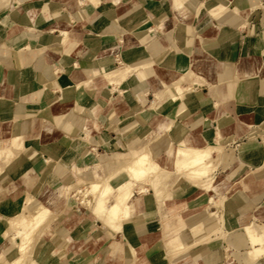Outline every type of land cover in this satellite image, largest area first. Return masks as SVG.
<instances>
[{
  "label": "crops",
  "instance_id": "0c3cea01",
  "mask_svg": "<svg viewBox=\"0 0 264 264\" xmlns=\"http://www.w3.org/2000/svg\"><path fill=\"white\" fill-rule=\"evenodd\" d=\"M84 1L81 5L79 0H0V159L12 154L3 147L8 140L16 139L21 150L42 130L57 131L56 138L43 143L64 137L67 127L59 123L66 120L72 125L70 134L86 128L88 135L75 138L77 158L71 166L61 165L44 176L43 183L55 195L64 197L66 182L80 174L114 173L144 144H149L170 174L160 190L153 188L159 180L130 179L127 217L118 213L114 219L102 220L88 206L71 199L67 204H52L56 213L40 197L34 198L27 210L42 208L47 213L39 227L46 251L41 261H47L51 251L57 257L55 264H129L135 258L139 264L141 258V264H264V254L261 259L244 253L260 247L254 236L264 225V0H178L190 8L179 14L177 0H99L97 5ZM256 4H261L258 14L246 19L240 9ZM225 5L240 11L224 19L213 17ZM62 29L66 36L59 33ZM35 40L38 47L19 50ZM122 63H134L138 70L113 89L102 73ZM54 66L62 69L55 71ZM173 80L199 81L198 90L193 94L185 90L174 105V122L153 111L140 112L150 107L155 92L164 90L162 81ZM52 81L58 90L49 86ZM76 82H81L89 97L86 103L73 97L65 104L47 105V94H60V87ZM217 133L223 148L214 168L219 180L214 176L211 181L193 182L176 171L178 143L204 147ZM157 134L163 137L154 140ZM95 148L105 158L87 162L86 154ZM44 155L41 149L33 152L24 173L29 185L37 181ZM53 155L56 160L63 158L60 149ZM11 177L0 173L4 218L22 211L8 215V202L17 203L26 192L19 177ZM122 178L112 179L107 204L112 195L126 190L119 187ZM230 183L235 186L228 195L232 206L219 208L213 201L225 196ZM207 191L212 194L204 198ZM208 207L216 224L211 231L199 233L205 225L198 220ZM228 212L224 229L242 235L235 246L225 239V230L213 233ZM182 226L191 237H184ZM175 231L180 232L176 237L182 243L213 234L190 251L197 241L184 250L176 249L171 257L163 247L155 250ZM134 240L131 252L128 243ZM151 250L155 251L149 254ZM238 252L240 259L231 256ZM14 253V246L0 231V264Z\"/></svg>",
  "mask_w": 264,
  "mask_h": 264
},
{
  "label": "bare ground",
  "instance_id": "6f19581e",
  "mask_svg": "<svg viewBox=\"0 0 264 264\" xmlns=\"http://www.w3.org/2000/svg\"><path fill=\"white\" fill-rule=\"evenodd\" d=\"M91 1L96 5L100 2L99 0H91ZM84 2H85L84 0H79V3L81 5ZM258 7H259V4H256V5L248 6L247 8H244V9H240L241 10L240 11L237 6H235L234 8L231 9L225 5L224 8H222L218 12L214 13L213 17H215L217 19H224L227 16H229L232 12L239 13V11H240L243 13V16L246 19H248L249 15L251 13L257 14L256 9ZM189 9L190 8L188 7L187 3L180 2L177 0V2H176L177 14L181 13L183 10L187 11ZM243 24H244V22L242 23V25ZM59 33L62 36H66L68 34V32L66 30H63V29ZM38 45H39L38 41L35 40L30 44L24 45L19 50H29L32 47H36V46L38 47ZM124 68L126 69L125 72L121 73V75L116 80H112L109 82L110 84H112L113 87L120 88L119 85H120L121 80L124 79L129 73L133 74L132 72H134L135 70H138L136 64H134V63L133 64H124V63H122L121 66L115 68L114 70H111V71L106 72V73H102V76L104 77L106 74H115L117 72L123 71L122 69H124ZM263 68H264V64H263ZM61 69H62L61 66H54L55 71L61 70ZM200 81H203V78H202V80L200 78ZM48 83L49 82H47V84ZM197 83H199V81H197V80L194 83L175 82L174 80L169 81V82L168 81H162L161 84L166 85V87L160 93H156L154 91L155 93L152 95L153 96V99H152L153 106L151 107V109L154 112H156V114H160V115L166 116L168 118H171L172 122H174L173 121L175 118L174 105L176 104V102L178 101V99L181 97L182 93L185 90L190 91L192 94L194 91L198 90L197 89ZM50 85L55 86L56 81H54V82L52 81L50 83ZM45 86H46V84H45ZM71 86H76V88L79 89L78 94H77L78 95L77 101L82 102V103H86V101L88 100L89 97H88L87 93L84 91V89L81 87V82H76L75 84L65 86L66 89H64V91L62 90V92L60 94H56V95L47 94L46 95V101H56V99L59 98V96H62V98L68 97L65 94L70 92V90L68 88ZM173 91H176L177 93H174ZM121 92H122V90H121ZM63 95L66 97H64ZM165 98L167 100L165 102L159 104ZM147 109L148 108H142L140 112H146L147 113L148 112ZM139 117H140V115H139ZM140 118H142V117H140ZM129 128H134V126H131ZM168 128H170V127L168 126ZM161 135L162 134L155 135L154 140L160 139L161 137H163V135L162 136ZM213 138L211 141L206 143V145L204 147H197L195 145H186V144H181V143L177 144L176 143L177 148L175 151L174 166H173V167H175L176 171L181 173L187 180H190L193 182H198V180H200V179H206V180L211 181L214 178V172H213V169L211 167H214V166H216V164H218L219 158L223 154V150H222L223 148L220 145L219 134L217 133L216 136ZM9 143H10V141H9ZM104 144L105 143H103L102 145L105 146ZM7 145H9V144H7ZM10 145H11V143H10ZM108 148H110V147H108ZM11 149L16 150L17 148H14V149L11 148ZM37 149H38V138L35 139L32 142V144H30V146L23 148V151L21 149L20 150L21 152H18L19 149H17L18 150V151L16 150L17 154L14 155L15 158H5V160L8 161V163H6L5 160L4 161L8 165L0 166V173L1 172H7L9 174V176H12L13 178L19 177L18 181H20L21 184L26 186V192H25L24 196L20 199V200H22V202H24V204L23 203L22 204L26 208L23 211L21 221L18 219V221L20 222L17 225L19 229L16 230V235H15L16 238H18L22 243L21 242H20L21 244L19 243V245H21V246H20L18 253L15 252L16 254H14L8 260H2L3 264H55V262L57 260V257L51 251L48 252L49 259L47 261H38V260L33 259L34 256L37 257L36 255L42 251L43 244H41V243L38 245L35 253H32L31 250L29 249V246H31V245H29L30 241H33L32 243H35L34 240H36V239L32 238V235L34 236L33 232H37L38 236L40 235L39 227L41 226V224H43L44 220L47 217V213L43 212L42 208H37L36 210H33V211L27 210V207L32 206V202L34 201V200H31L29 190L32 189L34 192H37V194H38V192L42 189V186L44 184L43 183L44 176H46L49 173V172H47V170H48L47 169L48 168L47 167L48 156L44 155L41 157V160L39 161V164H41L40 165L41 168H40V175H39L37 181L33 185H29L25 181V179H24L25 170L32 163V154ZM133 150H134V148H133ZM16 151L14 153H16ZM100 154L101 153H98V155H100ZM159 158L150 146H145L140 152L134 154L133 156L128 157L127 159H124V162H122L120 164V166L116 169V171H113L114 173H106L98 179H91V178L84 176L83 178L80 179L79 182H76V183L71 185V187L68 189V193H67L66 198L64 200H61L60 202H61V204H65V203L67 204V202L70 199L73 201L81 202V203L85 204L86 206H88L98 216V218H100L102 220H104L105 218L114 219L118 216L117 215L118 213L121 214V217H127L129 215V212L131 209V206L128 204V201L130 200L132 190L126 189V187L129 184L130 179L134 180V181L159 180L158 183H163L166 179L169 178L170 173L165 171L166 170L165 167H164L165 168V170H164L160 166V161H159L160 159ZM21 161L23 162V164L24 163L25 164H24V167L21 168V170L19 171L17 168H18L19 162H21ZM162 161H163V159H162ZM170 171H172V170H170ZM118 175H119V178H120V175H121V178H122V176H125L124 178L121 179V184L119 187H120V189H126V190H123L121 192H118V193L112 195L113 199L111 201V204H107V200H108V197L110 195V190L112 188V185H111V182L113 181L112 179L117 178ZM188 184H190V183H188ZM196 184L197 183H195V186H196ZM206 184L208 185L207 182H206ZM207 185H206V187H207ZM209 185H210V182H209ZM139 189L141 191H144V193L146 192V189L144 187H140ZM1 192H2V185L0 184V193ZM224 198H225V196L222 198H219V200H214L213 203L215 205L219 206ZM138 202H139V199L137 198L135 200V205L138 204ZM3 216L4 215L0 216V230H3L5 225H8L7 222H9L8 221L9 219H7L6 217L4 218ZM3 220H7V222L4 223ZM10 222H11V220H10ZM14 222H13V224H14ZM218 224H219L218 228L223 229V230H225L224 232H226L225 239L229 242V244H231L234 241V243H232V244H234V246H235V241H238V237L239 236L242 237V235L238 234V236H237L235 231H231L228 228L224 229V228H226V217H225V215L223 216L222 221ZM19 225H20V227H19ZM11 227H13V226H11ZM250 227H248V228H250ZM10 230H12L11 232L15 233L14 232L15 230H13L12 228ZM31 230H33V231L31 232ZM7 233H9V232H7ZM196 235L197 234H195V236ZM234 235H235V237L237 236L236 240H234V239L232 240V237ZM254 237H255V240L257 242H259L258 245L260 247L258 249L253 248L250 251H248V253L250 255H252L253 257L259 258V256H260V258H261V255L264 254V230L262 232L257 233ZM31 238L33 240H31ZM36 238H38V237L36 236ZM249 238H251V236ZM12 240L13 239L11 238V241ZM252 240H253V238H252ZM11 241H10V244L12 246ZM164 244L166 245V251L167 252H173L176 249L183 248L184 246H186L187 243L180 242L178 237H172V238H169L167 241H165ZM13 245H15V244H13ZM16 245H17V242H16ZM33 246L34 245H32L31 247H33ZM227 246H228V244H227ZM236 246H238V245H236ZM243 246H245V245H243ZM128 247H129V250H131V251L134 250V246H131L128 244ZM17 254H19V255H17ZM231 255H232V253H231ZM234 255L237 259H240L241 253L240 252L234 253ZM141 263H142V258H141ZM129 264H139V262L135 258V260H132Z\"/></svg>",
  "mask_w": 264,
  "mask_h": 264
},
{
  "label": "rangeland",
  "instance_id": "374dc122",
  "mask_svg": "<svg viewBox=\"0 0 264 264\" xmlns=\"http://www.w3.org/2000/svg\"><path fill=\"white\" fill-rule=\"evenodd\" d=\"M229 8H234L235 6H228ZM259 7H261V4H259ZM258 7V8H259ZM202 8H204V10H206V7L203 5V7ZM257 8V9H258ZM17 9V12H18V8H16ZM257 9H256V12H257V14H258V11H257ZM9 14V13H8ZM256 14V13H255ZM123 71H120V72H117V73H115V74H106L105 76H104V78H106L107 80H108V82H110V81H112V80H116L120 75H121V73H123V72H125V68L124 69H122ZM135 72H137V70H135L134 72H132L133 74L135 73ZM130 74V73H129ZM132 74V75H133ZM49 86L51 87L52 85H50L49 84ZM53 87H54V90H58L56 87H57V85H53ZM60 87V86H59ZM56 88V89H55ZM61 88V90H63L64 91V89H66L65 88V86H63V87H60ZM70 91H72L71 92V94H70V92H68V93H66L65 95L66 96H68V97H66V96H64V97H66V98H62V96H59V98H57L56 99V101H47V105H49V106H52V105H54V104H57V103H60V104H65V103H67L69 100H70V98H73V97H76V100H77V97H78V91H79V89L78 88H76V86H71V87H69L68 88ZM113 89H115V87H113ZM153 99V98H152ZM152 99H151V105H150V107H144V108H148L147 110H148V112L149 111H153L152 109H151V107L153 106V104H152ZM79 102V101H78ZM154 112V111H153ZM173 121H175V120H173ZM109 123L110 124H115V123H112V122H110L109 121ZM59 124H62V125H65L66 127H67V134L64 136V137H62V138H60V139H58V140H54V141H52V142H49V143H43L42 141H46V140H51V139H54V138H56L57 137V131H56V129L54 128L53 130H42L41 132H40V134L36 137V138H33V139H31L30 141H27L26 142V145H25V147H28V146H30V144H32V142L35 140V139H37L38 138V149H41V150H43L44 152H46L47 153V156H48V162H47V172H49V173H51V172H56L60 167H61V165H65V166H71V162H72V160L74 159V158H77V155L75 154V151H74V148H73V143H74V141H75V138L76 137H81V138H85L87 135H88V133H87V130H86V128H83V129H81V130H79V131H74V134H70V132H72L73 130H72V125L68 122V121H66V120H62V121H60V123ZM117 125V124H116ZM118 126V125H117ZM9 141H10V143H11V145H10V143H9ZM59 142V143H58ZM83 142H84V140H83ZM103 143H105V142H100V144H103ZM8 144L9 145H6L5 146V148H7L12 154L10 155V156H8V157H3V158H1L0 159V166H6V165H8V164H6V163H8V161H6L5 160V158H15L14 157V155L15 154H17V149H18V144H17V142H16V139H11V140H8ZM13 146V147H12ZM145 146H149V144H144V145H142V149L144 148ZM4 147V146H3ZM10 147V148H9ZM24 147V148H25ZM11 148H17L15 151H16V153H14L15 151L14 150H12ZM60 149V151L62 152V155H63V158L62 159H60V160H56V158H52L54 155V153L56 152V151H58ZM22 151H23V149H22ZM18 152H21L20 150L18 151ZM88 153V152H87ZM98 153H101V152H99V151H97V149L95 148V149H93V151L91 152V153H88V154H86V155H88L89 157L87 158V162H89V160H91V161H93V162H98L99 160H102V159H104L105 158V155L104 154H100V155H98ZM17 156V155H16ZM6 161V163H5V161ZM22 162V161H21ZM21 162H19V165H18V170L20 171L21 170V168H23L24 167V164H23V162L21 163ZM78 162L80 163L81 162V159L80 158H78ZM3 164V165H2ZM212 169H213V172H214V168H215V166L214 167H211ZM18 171V172H19ZM216 171V170H215ZM48 173V174H49ZM109 173V172H108ZM106 174V173H105ZM104 175V174H103ZM102 175V176H103ZM214 176H215V179L216 180H219L220 179V176H218V175H216V173L214 172ZM84 176L82 175V174H80L79 175V177L78 178H76V179H74V180H72V181H69V182H66V184L64 185V197H59V196H57V195H55L49 188H48V186L47 185H45V183L43 184L44 186L42 187V189L40 190V192L37 194V192H34L32 189H30L29 190V193H30V197H31V200H34V198H38V197H40L42 200H43V202L44 203H46L48 206H50L53 210H55V208H53L52 207V204H54V203H59L61 200H64L65 198H66V196H67V193H68V189L71 187V185L72 184H74V183H76V182H79L80 181V179L81 178H83ZM101 176H99V177H88V178H91V179H98V178H100ZM169 179V178H168ZM168 179H166L163 183H158V185H153V188L155 189V190H160V188L162 187L161 185H163ZM147 181H149V180H147ZM231 180H226V183L228 184L229 182H230ZM20 182V181H19ZM150 182V181H149ZM121 184V183H120ZM143 184V183H142ZM69 185V186H68ZM147 185V184H146ZM235 188V186L233 185V183H230V185H228V188L226 189V190H224V194H225V198L222 200V202L220 203V205L218 206V205H216L217 207H219V208H222V209H228V208H230L231 206H232V199L228 196V195H231V194H233L232 193V190ZM221 190H223L224 189V187L222 188H220ZM231 192V193H230ZM207 194H212V192L211 191H207V192H205L204 193V195H203V197L205 198V196L207 195ZM21 199V198H20ZM18 200V202L16 203V202H14V203H11V202H8V205L10 206V207H8L9 209V211H8V215H10V214H14V213H16V211L19 209V208H22V211L19 213V214H17L15 217H8L7 219H9L8 221L10 222V220H11V222L9 223V222H7L8 223V225H5V227H4V229L3 230H0V231H2L1 233H2V236H4V238L6 239V240H8V242L10 243V241H11V238L13 239L11 242H12V246H14V248H15V252L16 253H18V251H19V249H20V246L21 245H19V243L21 242L18 238H16V230H18L19 228H18V223H20L19 221H18V219L21 221V219H22V215H23V211L25 210V208L26 207H24V202H22V200ZM219 200V199H218ZM23 203V204H22ZM81 203V202H80ZM1 204H2V202H1ZM80 206H83V205H81L80 204ZM203 207H205V203L203 204ZM211 210V208L210 207H208L207 209H205L204 210V213H203V215L201 216V218L198 220V222L199 223H202L203 225H205L204 226V228H202L200 231H199V233H206V232H209V231H211V229H212V227H214L215 226V221H214V219H212V217H211V215H209V211ZM56 211V210H55ZM230 213H231V209H230V211H229ZM229 212L227 213V215L229 214ZM56 213H57V211H56ZM1 215H4V214H0V216ZM227 215H225V217L227 218ZM234 220V216L233 215H231V221H233ZM15 221V222H14ZM13 222H14V224H13ZM11 226H13V227H11ZM19 227H20V225H19ZM182 227H184V226H182ZM13 229V230H15L14 232L15 233H13V232H11L12 230H10V229ZM223 229H217V230H215L213 233H215V232H217V231H222ZM264 230V225L261 227V229H259L258 231H257V233H259V232H262ZM33 230H31V232H32ZM185 236V238H189V237H191L192 236V234H191V232L190 231H188L187 230V228L186 227H184V229H181L180 230ZM7 232H9V233H7ZM5 233V234H4ZM11 233V234H10ZM170 234H174V233H176V231L175 232H169ZM180 233V232H179ZM179 233H176L175 235H172V236H170L169 238H172V237H176ZM213 233H211L210 235H208V236H205V237H202V238H200V239H195V240H191L190 242H188L187 244H186V246H188V245H191V244H193L194 242H198V243H196V244H194V245H192L190 248H189V250L188 251H190V250H192L195 246H197L198 244H200V243H204V242H206V241H204V242H201V241H203V240H207L208 238H210L211 237V235L213 234ZM33 234H34V236L32 235V238L33 239H36V240H34L35 241V243H32L33 241H30V244L29 245H34L33 247H31V246H29V249L31 250V252L32 253H35L36 252V250H37V247H38V245L41 243V244H43L40 240H39V238H40V235L38 236V233L37 232H33ZM37 234V235H36ZM169 234V235H170ZM14 235V236H13ZM11 236V237H10ZM36 236L38 237V238H36ZM195 237V236H194ZM237 237V236H236ZM236 237H235V235L232 237V240L234 239V240H236ZM16 238V239H15ZM31 238V240H33ZM168 238V239H169ZM15 239V240H14ZM167 239V240H168ZM17 240V241H16ZM166 240V241H167ZM238 240H239V238H238ZM15 243H14V242ZM208 241V240H207ZM16 242H17V245H16ZM135 240L134 241H130V243H128L129 245H131V246H134V244H135ZM177 242V241H176ZM234 242V241H233ZM22 243V242H21ZM20 243V244H21ZM165 243V242H164ZM162 244L161 242H159V244H161V246L159 245L155 250H157V249H160V248H165V250H166V245L165 244ZM13 244H15V245H13ZM44 245V244H43ZM231 245V244H230ZM32 249H31V248ZM186 247L184 246L183 248H181V250H184ZM45 248H44V246H43V248H42V251L41 252H39L36 256L37 257H35L34 256V258L33 259H35V260H38V261H41V258H42V256L46 253V251L44 250ZM229 249H231V248H229ZM44 250V251H43ZM155 250H151V252L149 253V254H151L152 252H154ZM181 250H179V251H181ZM134 250H132L131 252H133ZM248 251H250V250H248ZM248 251H246V252H244L245 254H247L248 256H252V255H250L249 253H248ZM177 252H178V250L177 251H173V252H168V255H169V257H171V256H173L174 254H177ZM231 252H233V251H231ZM16 253H14V254H16ZM183 254H185V252L184 253H182L181 255H183ZM233 255H231L233 258H236L235 257V255H234V253H232ZM17 255H19V254H17ZM18 258V257H17ZM151 260V259H150ZM151 262L152 263H154V261L153 260H151Z\"/></svg>",
  "mask_w": 264,
  "mask_h": 264
}]
</instances>
